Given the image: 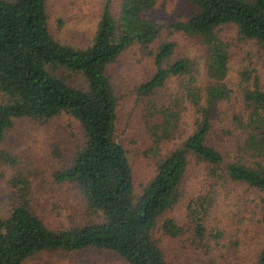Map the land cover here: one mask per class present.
I'll list each match as a JSON object with an SVG mask.
<instances>
[{
	"label": "trees",
	"instance_id": "trees-1",
	"mask_svg": "<svg viewBox=\"0 0 264 264\" xmlns=\"http://www.w3.org/2000/svg\"><path fill=\"white\" fill-rule=\"evenodd\" d=\"M110 1L103 7L92 44L79 49L51 36L46 0H0V144L14 119L45 121L60 114L71 116L81 130V143L70 165L54 173L53 179L76 185L88 212L101 216L98 222L53 231L29 206L13 205L0 219V264H22L44 251L88 249L112 252L126 264H170L156 246L152 231L181 201L189 161L203 168L206 181L226 174L229 181L254 189L261 198L264 195V88L257 77L252 79V64L239 73L243 108L232 117L241 134L236 139L235 161L225 163L222 152L208 141L219 108L228 101L230 91L224 80L232 49L240 45L248 49L252 43L264 51V0H188L195 7L193 14L166 27L170 34L201 42L207 58L198 70L199 81L190 60H170L174 43L164 41L151 53L154 74L137 90L147 127L151 115L160 116L153 124H158L160 137L168 139L172 122L177 128L179 110L185 106L194 113L195 125L178 147L159 159L154 177L137 196L133 195L126 150L116 136V99L107 68L133 44L145 49L153 46L162 27L147 19L156 0H122L115 16ZM226 27L235 31L242 44L232 38L223 40L221 32ZM171 79L177 81L180 92L174 105L145 101ZM225 134L232 137L230 132ZM9 158L8 151L1 149L0 164L7 165ZM23 184L24 179H17L13 186L22 190ZM208 205L205 198L199 199V210ZM198 211L189 208L196 223L194 233L204 239ZM262 221L264 226V216ZM177 228L172 220L162 226L172 235L178 233ZM256 262L264 264V249Z\"/></svg>",
	"mask_w": 264,
	"mask_h": 264
},
{
	"label": "rangeland",
	"instance_id": "rangeland-1",
	"mask_svg": "<svg viewBox=\"0 0 264 264\" xmlns=\"http://www.w3.org/2000/svg\"><path fill=\"white\" fill-rule=\"evenodd\" d=\"M121 1H110L112 15H117ZM105 3L106 0H46L49 33L63 45L87 48L92 44ZM194 11L195 7L188 0H156V6L147 14L149 21L162 27L155 44L148 49L133 44L107 68L116 99V136L126 150L134 196L139 195L143 186L154 177L159 159L178 147L195 125L192 110L187 106L181 107L177 128L172 122L169 138H162L158 124H153L160 116L151 115V125L147 127L144 105L137 96L139 86L154 74L151 53L164 41L175 44L170 60L187 58L195 66L194 70L201 80L198 70L203 69L207 58L201 42L179 33L170 34L166 28L187 20ZM221 33L223 40L232 38V42L242 44L231 27L224 28ZM249 47L242 49L240 45L231 51L224 80L225 87L230 91L228 101H224L219 108L218 121L208 137V141L222 152L225 163L235 161L236 139H241L240 130L232 120L243 108V96L238 88L240 71L252 64V79L257 77L260 87L264 88V51L258 50L252 43ZM254 52L259 54L253 55ZM204 76L207 77L206 73ZM176 82L171 79L160 92L145 101L154 100L156 105H174L177 96H180ZM2 100L0 95V102ZM226 131L232 137L226 135ZM81 139L79 125L69 115L60 114L45 121L14 119L0 144V150L8 151L11 156L7 165L0 164V219L8 215L13 205L21 204L29 206L53 231L100 221L101 216L88 212L76 185L57 183L53 179L54 173L70 165ZM240 155L237 153V157ZM201 168L196 161H189L181 186V201L158 220L152 231L156 246L170 264H257V256L264 249V195L261 198L254 189L229 181L226 174L210 177L207 182ZM17 179H24L22 190L13 186ZM202 198L209 202L205 210L198 209L199 199ZM189 208L199 210L197 218L201 219L205 228L204 239H198L194 233L196 223L190 217ZM168 220L178 227L175 235L162 229ZM22 264L126 263L112 252L88 249L79 252L44 251Z\"/></svg>",
	"mask_w": 264,
	"mask_h": 264
}]
</instances>
